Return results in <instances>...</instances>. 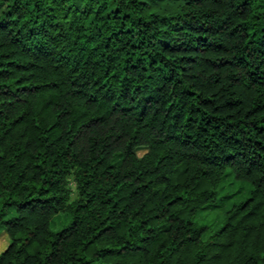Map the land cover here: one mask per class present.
Instances as JSON below:
<instances>
[{
	"label": "trees",
	"instance_id": "obj_1",
	"mask_svg": "<svg viewBox=\"0 0 264 264\" xmlns=\"http://www.w3.org/2000/svg\"><path fill=\"white\" fill-rule=\"evenodd\" d=\"M1 232L0 264H264V0H0Z\"/></svg>",
	"mask_w": 264,
	"mask_h": 264
},
{
	"label": "rangeland",
	"instance_id": "obj_2",
	"mask_svg": "<svg viewBox=\"0 0 264 264\" xmlns=\"http://www.w3.org/2000/svg\"><path fill=\"white\" fill-rule=\"evenodd\" d=\"M248 190L249 186L246 183L237 181L230 173L223 178L217 189L218 197L216 203L200 212L195 218V222L198 225L208 227L205 237H207L209 233L213 232L221 223L222 215L226 210L246 197ZM74 197L75 195L72 194V198ZM66 221L67 216L63 214L59 215L53 219L50 224V229L52 231H57ZM7 244L8 237L5 232H1L0 253L5 249Z\"/></svg>",
	"mask_w": 264,
	"mask_h": 264
}]
</instances>
